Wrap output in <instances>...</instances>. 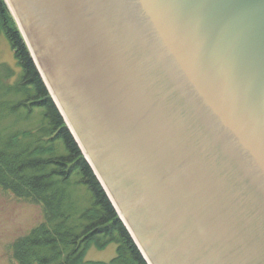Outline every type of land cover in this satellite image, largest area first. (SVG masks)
<instances>
[{
  "label": "water",
  "instance_id": "obj_1",
  "mask_svg": "<svg viewBox=\"0 0 264 264\" xmlns=\"http://www.w3.org/2000/svg\"><path fill=\"white\" fill-rule=\"evenodd\" d=\"M8 1L148 264H264V0Z\"/></svg>",
  "mask_w": 264,
  "mask_h": 264
},
{
  "label": "trees",
  "instance_id": "obj_2",
  "mask_svg": "<svg viewBox=\"0 0 264 264\" xmlns=\"http://www.w3.org/2000/svg\"><path fill=\"white\" fill-rule=\"evenodd\" d=\"M18 71L0 64V187L39 204L44 221L12 244L18 264H148L54 101L5 0L0 36ZM117 245L109 262L92 248Z\"/></svg>",
  "mask_w": 264,
  "mask_h": 264
},
{
  "label": "rangeland",
  "instance_id": "obj_3",
  "mask_svg": "<svg viewBox=\"0 0 264 264\" xmlns=\"http://www.w3.org/2000/svg\"><path fill=\"white\" fill-rule=\"evenodd\" d=\"M8 8L15 19L13 9ZM22 33V31H21ZM23 35V33H22ZM7 65L18 71L14 52L5 35L0 36V64ZM44 221V210L39 204L16 197L12 192L0 187V264H18L12 255L13 242L30 232ZM117 255V245L112 244L105 250L92 248L86 259L88 261L109 262Z\"/></svg>",
  "mask_w": 264,
  "mask_h": 264
},
{
  "label": "bare ground",
  "instance_id": "obj_4",
  "mask_svg": "<svg viewBox=\"0 0 264 264\" xmlns=\"http://www.w3.org/2000/svg\"><path fill=\"white\" fill-rule=\"evenodd\" d=\"M8 1V0H7ZM8 3H9V1H8ZM9 5H10V3H9ZM58 102V101H57ZM62 108V107H61ZM63 110V109H62ZM65 117H66V115H65ZM66 119H67V117H66ZM67 121H68V124H69V126H70V128H71V130L74 132V134H75V136H76V138H77V140L79 141V139H78V136L76 135V133H75V131H74V129L71 127V125H70V121L67 119ZM80 142V141H79ZM80 145H81V143H80ZM82 146V145H81ZM84 148V147H83ZM84 152L86 153V151H85V149H84ZM86 155H87V153H86ZM87 157H88V155H87ZM89 158V157H88ZM89 160H90V158H89ZM101 178V177H100ZM102 180V179H101ZM118 208V207H117ZM119 210V209H118ZM122 216V218L124 219V217H123V215H121Z\"/></svg>",
  "mask_w": 264,
  "mask_h": 264
}]
</instances>
